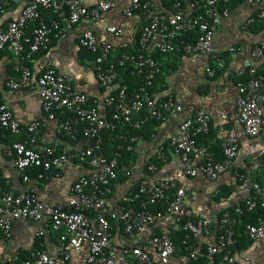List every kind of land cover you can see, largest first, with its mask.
Here are the masks:
<instances>
[{"label":"built area","instance_id":"2783aa9c","mask_svg":"<svg viewBox=\"0 0 264 264\" xmlns=\"http://www.w3.org/2000/svg\"><path fill=\"white\" fill-rule=\"evenodd\" d=\"M11 1L24 5L14 19L0 22V51L15 57V74L6 82L7 95L20 88L37 90L44 117L24 123L7 101H0V156L13 160L24 181L35 169L55 170L59 176L79 163L86 171L73 181L67 199L60 203L43 199L33 189L0 187V231L4 238L12 239L13 224L21 219L41 221L39 236L49 230L57 234L53 250L35 247L28 252L0 253V264H74V255L83 249L85 264H116L119 251L113 242L115 232L133 242L122 252L137 264H193L203 255L206 264H240L234 250L238 215L258 208L264 211V188L253 182L249 196L235 206V214L226 209L218 219L189 205L188 185L198 177L216 181L229 175L240 185L246 182L235 163L241 150L235 131H224L222 160L215 158L207 144L199 142L198 138L209 135L212 129L208 111L196 109L181 120L168 140L156 147L154 156L147 158L142 175L136 172L134 157L121 171L132 180L129 188L115 193L123 153L135 154L146 139L134 131L184 111L175 96L152 89L161 73L155 54L209 56L212 62L206 72L215 77L227 66V56L215 49V34L230 13L229 4L238 0H162L170 5L166 11L153 0H129L122 9L124 17L141 14L146 21L137 25L132 37L126 36L123 26L108 25L107 32L117 41L101 37L91 26L83 27L77 44L96 55L94 69L99 84L106 89L100 98L74 88L71 78L53 66L38 70L33 65L39 52L50 49L53 38L63 37L84 22L98 21L116 7V0H0V17ZM263 2L253 0L254 5ZM44 11H49V17ZM262 18L264 7L245 20L243 30L250 32ZM228 50L235 53L240 47L229 45ZM251 56L254 60L263 58L264 44H255ZM245 65L248 76L237 82L235 119L247 135L255 137L264 131V75L259 74L253 60ZM121 70L142 76V82L131 89L118 80ZM52 121L57 122L56 132L64 140L43 138ZM108 135L119 139V145L106 153L103 149ZM6 137L12 139L4 142ZM257 156L264 161V143ZM171 160L176 164L174 174H157ZM166 219L185 231L181 246L171 231L152 229ZM245 231L251 240L264 239V213L256 222L247 223ZM146 233L148 247L136 245Z\"/></svg>","mask_w":264,"mask_h":264},{"label":"crops","instance_id":"0c3cea01","mask_svg":"<svg viewBox=\"0 0 264 264\" xmlns=\"http://www.w3.org/2000/svg\"><path fill=\"white\" fill-rule=\"evenodd\" d=\"M94 1L87 0L88 3ZM128 1L116 0V7L98 21L84 22L80 27L67 32L63 37L53 38L50 49L37 55L33 67H38V70H41L46 66H53L71 78L74 88L89 93L91 98L102 97L106 89L99 84L94 62L79 48L77 37L83 27L91 26L101 37L117 41L113 35L107 32V26L110 24L123 26L127 37L134 36L137 25L145 22L146 18L141 14L133 18L124 17L122 9ZM153 1L165 11L170 6L166 1ZM23 5L22 1L8 2L5 7L6 12L0 17V22L5 24L8 20L14 19L20 13ZM229 7L230 13L223 18L214 39L215 49L227 56L226 68L219 70L215 77H209L206 72L207 65L212 62V58L209 56L173 54L160 57L161 73L157 80L156 90L163 95L172 94L175 96L184 106V111L176 116H169L164 122H153V135L149 139L141 141L135 151L136 168H138L136 172L142 175V168L147 158L152 154L154 156L156 147L162 141L168 140L169 136L178 129L179 122L196 109H202L212 114V129L209 135L214 136L212 138L205 137V140H202L209 148L215 142L221 145L224 131L229 129L235 131L241 148L235 163L246 176L245 184L240 185L231 180L229 175H223L216 181H207L198 177L188 185L189 205L197 208L201 214L211 215L214 219L222 215L226 209H230L229 207L238 205L249 196L253 182H259L264 188V161L257 156L264 143V131L259 136H249L235 119L237 82L248 76L246 62L253 60L258 66V70H264V57L254 60L251 56V50L255 44H264V18L259 19L262 22L250 32H246L242 28L248 17L258 11V8L260 11L264 7V2L254 5L253 0H240L232 3ZM229 45H237L240 50L230 53ZM14 62L15 57L11 52L0 51V101H7L11 110L24 123L43 118V108L37 90L20 88L12 95H7L6 82L9 75L15 74ZM224 115L226 118L223 119ZM56 127V121L49 122L44 129L43 138L48 141L65 138L57 134ZM11 139V137H6L3 138V141L9 142ZM175 170V160H171L163 165L157 174L172 176ZM85 171L86 168L82 164L75 163L64 169L63 174L59 176L56 175L55 170L30 171V179L24 181L13 160L11 158L2 159L0 156V187L13 191L33 189L43 199L60 203L67 199L69 187L73 181ZM130 180L117 182L115 193L126 191L132 182ZM42 228L41 221L24 219L15 221L12 239L4 238L0 231V253L12 254L16 250L28 252L36 246L53 250L57 234L49 230L39 236L38 232ZM152 229L159 233L171 231L172 234H175L178 231L176 223L172 219L157 223L152 226ZM147 235L148 233L137 239L135 244L148 247ZM113 242L119 251L116 264H137L122 252L127 244L133 243L132 241L125 239L121 233L115 232ZM85 256L86 249L76 253L73 258L74 264H85ZM236 256L240 264H264V239L251 240L247 236L245 242H242V247L236 251Z\"/></svg>","mask_w":264,"mask_h":264},{"label":"trees","instance_id":"16d2710c","mask_svg":"<svg viewBox=\"0 0 264 264\" xmlns=\"http://www.w3.org/2000/svg\"><path fill=\"white\" fill-rule=\"evenodd\" d=\"M240 1V0H238ZM234 2H237V1H233L232 3ZM231 3V4H232ZM229 4V6L231 5ZM45 12V11H44ZM259 12V8H258V11H256L254 14L258 13ZM47 13V14H46ZM46 16L49 14V11H46ZM49 17V15L47 16ZM262 22L261 20H259L258 22H256L255 24L252 25L251 29L254 30L255 27L260 23ZM139 34L137 35V38H138ZM81 50L83 52H85L89 57L90 59L95 62V58H96V55L91 53L89 50L85 49V48H81ZM44 51H41L39 52L37 55L39 54H42ZM157 60L160 61V55L159 54H155ZM259 74H262L264 75V70L261 69L258 71ZM218 73V72H217ZM159 75L156 77L155 79V83H154V86H152V89L153 90H156L157 88V80L159 79ZM119 81L121 82H125L127 83L131 89L137 87L143 80V77L142 76H139V75H131L128 72H124L123 70H121V76L120 78L118 79ZM164 88V87H163ZM153 122H156L155 120L154 121H151L150 123H148L147 125L144 126V128L140 131H134V133H138L139 135H143L146 139H149V137H151L152 135V132H153ZM214 136V135H212ZM211 135H201L198 140L200 143H204L202 140L204 139L205 140V137H211ZM17 139H19V137H16ZM207 140V139H206ZM119 145V139H116V140H113L112 137H110L109 135L108 136H105V145H104V151L107 153L108 150H110L111 148H116L117 146ZM213 147V148H212ZM211 148H209L210 152L215 156V158L217 160H222L223 159V155H222V149H221V145L220 143H213ZM134 157H135V154L132 153V152H124L123 153V157L120 159L119 161V167H118V171H119V177L117 179L118 182H126L127 181V177L123 176L122 174V169L123 167L125 166H130L131 165V161L134 160ZM155 160V158H154ZM43 169H35L34 171H41ZM31 174V172H29V175ZM231 212L233 214H235V206H232V207H229ZM264 211L261 209V208H258L252 212H247L245 211L243 214H239L238 215V218L240 220L239 222V226H238V229H237V243L236 245L234 246V250L235 252L240 249L242 247V242H245V239L247 237V234H246V225L247 223L249 222H256L258 220V217L263 214ZM221 216V215H220ZM216 217L217 219L220 217ZM184 234H185V231L182 230V229H178V231L175 232V234H173V238L176 242V244L178 246H181L182 245V240L184 238ZM37 248H41L42 246H36ZM207 262V258L205 255L201 256L200 259L196 262H194L193 264H206Z\"/></svg>","mask_w":264,"mask_h":264}]
</instances>
